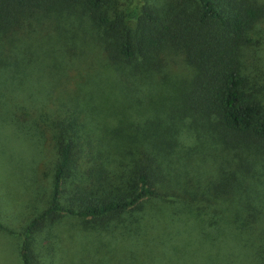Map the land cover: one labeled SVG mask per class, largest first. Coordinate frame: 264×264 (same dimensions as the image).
Masks as SVG:
<instances>
[{
	"label": "trees",
	"instance_id": "1",
	"mask_svg": "<svg viewBox=\"0 0 264 264\" xmlns=\"http://www.w3.org/2000/svg\"><path fill=\"white\" fill-rule=\"evenodd\" d=\"M138 1L0 0V124L48 153L21 264L64 216L108 246L102 264L164 258L175 228L264 264V0Z\"/></svg>",
	"mask_w": 264,
	"mask_h": 264
},
{
	"label": "rangeland",
	"instance_id": "2",
	"mask_svg": "<svg viewBox=\"0 0 264 264\" xmlns=\"http://www.w3.org/2000/svg\"><path fill=\"white\" fill-rule=\"evenodd\" d=\"M118 1L122 2L128 11L134 10L140 3L138 0ZM260 38V42L254 46L255 56L258 60L254 62V67L257 69L264 68V31L261 32ZM252 59L253 56L250 53L247 56L249 66L252 64ZM47 71L44 64L32 70V74L28 76L32 84V86L30 85L31 88L29 86L31 91L43 93V85L47 84ZM44 93L47 98L46 87ZM29 99L35 101L36 95L33 94ZM17 132L18 134L12 131L6 123L0 124V211L3 212V214L0 213V217L4 224H8L5 226L12 230V233H9L0 228V264H21L22 222L27 217L29 210L35 206L36 208L41 206L37 199L38 192L36 189L38 185L33 179L32 188L27 184L30 178L36 175L34 167H36L37 162L42 161L46 164L48 158V153L41 151L43 149L37 144L35 137H30L28 133L18 130ZM33 168L34 171H32ZM55 223L50 235L47 236L46 233L41 232L36 236L37 240H41L38 244L40 254L37 264H102L99 262V257L106 258L108 246H105L106 248L101 251L100 255L97 253L98 251L95 252L93 246L97 247V244L93 238L84 232L79 218L64 216ZM171 230L172 233H175L176 230L179 233L176 236H171L166 257L158 256L151 262L146 255L144 256L145 252L143 251V253L139 252L142 253L143 257L137 258V262L128 259L120 264H225L222 251L217 248L214 240L204 242L198 237L191 238L187 234L186 237L188 238H185L180 235L181 228ZM45 236L48 237V240H44ZM156 245L154 248L152 247L154 251L160 254L164 252L163 247L157 245L156 248ZM142 247L143 245L140 246L139 251L142 250ZM249 249L251 250L249 252L256 258V248ZM115 252L111 250L110 261L120 256L117 255L118 252ZM240 255L239 264H249L248 258ZM115 263L114 261L111 262V264Z\"/></svg>",
	"mask_w": 264,
	"mask_h": 264
}]
</instances>
